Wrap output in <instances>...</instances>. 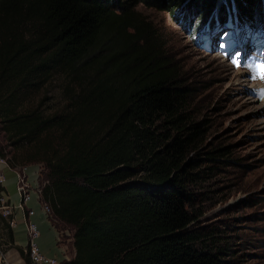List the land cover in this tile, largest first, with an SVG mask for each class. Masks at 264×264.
Returning <instances> with one entry per match:
<instances>
[{
	"label": "trees",
	"instance_id": "1",
	"mask_svg": "<svg viewBox=\"0 0 264 264\" xmlns=\"http://www.w3.org/2000/svg\"><path fill=\"white\" fill-rule=\"evenodd\" d=\"M257 1L0 0V155L41 168V201L74 233L63 264H226L224 230L193 225L196 187L228 149L189 159L209 130L201 89L135 8L181 6L176 24L198 39L224 15L250 24ZM56 77L65 103L49 111L39 95Z\"/></svg>",
	"mask_w": 264,
	"mask_h": 264
},
{
	"label": "rangeland",
	"instance_id": "2",
	"mask_svg": "<svg viewBox=\"0 0 264 264\" xmlns=\"http://www.w3.org/2000/svg\"><path fill=\"white\" fill-rule=\"evenodd\" d=\"M262 1H257L255 7L258 4L257 12L261 11L259 16L263 17L261 21H254L250 31L226 22L202 33L198 39L176 24L174 17L181 6L168 13L142 5L135 8L161 34L167 57L181 68L185 78L201 89L193 108L198 119L207 120L209 130L203 148L189 159L202 162L203 153L209 149H228L229 155L223 159L230 162L217 164L215 170L207 171V177L196 187L200 194L197 198L205 201L196 207L202 216L193 225L197 229L224 230L223 244L228 245L230 252L225 258L226 264H264ZM64 84L62 78L56 77L47 90L41 91L39 97H48L45 109L55 111L62 107ZM0 143L6 146L1 123ZM1 242L0 235V246L5 251ZM69 256L72 259L74 254Z\"/></svg>",
	"mask_w": 264,
	"mask_h": 264
},
{
	"label": "built area",
	"instance_id": "3",
	"mask_svg": "<svg viewBox=\"0 0 264 264\" xmlns=\"http://www.w3.org/2000/svg\"><path fill=\"white\" fill-rule=\"evenodd\" d=\"M8 151L5 150L4 155H0V216L5 220L6 224L11 229L14 226L13 215L16 212H21L23 214L27 235V244L23 250V253L28 257L31 264H63L64 262L70 261L71 258L68 255L66 256L64 254L63 261L59 262L56 259L46 257L39 250V247L37 245L39 230L36 224L31 221V217L34 215V211L27 207L28 202L32 199L33 196L38 201L46 221L55 230L58 245H62L64 242H69L70 244H72L74 233L72 230L61 228V225L53 216L50 207L41 201L42 190L48 183L47 180H43L40 177L41 168L36 167L35 182L34 184H31L28 179L29 166H10V155ZM6 168L13 171L16 176V194L19 198L17 204H12L3 190L5 183L3 170ZM0 264H15L9 258L8 253L6 251H3V248L1 246ZM17 264L23 263L18 261Z\"/></svg>",
	"mask_w": 264,
	"mask_h": 264
},
{
	"label": "crops",
	"instance_id": "4",
	"mask_svg": "<svg viewBox=\"0 0 264 264\" xmlns=\"http://www.w3.org/2000/svg\"><path fill=\"white\" fill-rule=\"evenodd\" d=\"M36 166L30 165L28 167V179L31 184L35 182ZM5 183L3 190L8 196L12 204H17L19 198L16 194V176L13 171L9 169L3 170ZM27 207L34 211V215L31 217V221L34 222L39 230V237L37 239V245L43 255L48 258H53L62 262L64 254L67 256L74 254L72 244L64 242L62 245H58L56 239V233L53 227L46 221L42 209L33 196L28 202ZM14 226L10 229L11 240L5 235L0 224L1 244L5 246V251L8 253L9 258L13 263L21 262L25 264V258L23 250L27 244V235L24 224V217L21 212H16L13 215ZM16 259V261L14 260Z\"/></svg>",
	"mask_w": 264,
	"mask_h": 264
},
{
	"label": "snow or ice",
	"instance_id": "5",
	"mask_svg": "<svg viewBox=\"0 0 264 264\" xmlns=\"http://www.w3.org/2000/svg\"><path fill=\"white\" fill-rule=\"evenodd\" d=\"M238 55H239V53H238Z\"/></svg>",
	"mask_w": 264,
	"mask_h": 264
}]
</instances>
